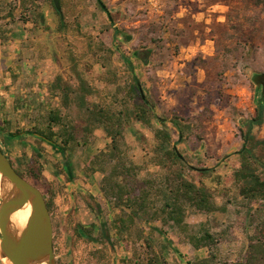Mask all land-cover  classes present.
Returning <instances> with one entry per match:
<instances>
[{"label":"rangeland","instance_id":"374dc122","mask_svg":"<svg viewBox=\"0 0 264 264\" xmlns=\"http://www.w3.org/2000/svg\"><path fill=\"white\" fill-rule=\"evenodd\" d=\"M62 3V17L67 23V27L62 31L57 30L59 23V15L56 13L49 0H29L26 4L29 10L22 12L21 7L14 0H0L3 8L0 9V16L7 14L11 7V12L16 18L15 21H7L6 24H1V29L7 30L10 23L15 24L19 21H28L29 27L33 34V39L40 42L46 41V49L51 52H58L63 56L60 64L65 68L72 65L70 72L63 71L64 77L70 80L71 83L78 82L81 78L89 83V79L93 76L94 66L98 62L105 65V72L109 74L111 80L115 81V86L122 79L118 77V72H122L119 60L125 52H133L138 50L139 35L143 34L139 29L141 25L148 26L150 23H155L147 19V15L154 13L143 4H135L130 0H100L105 5L106 10L112 12L116 18L115 28L110 25L109 17L104 12L98 0H60ZM6 4V5H5ZM125 4L126 21H123L121 12L118 11L120 6ZM239 6L245 5L250 7L249 10H243L242 7L236 9L232 14L231 26L238 32L239 35L247 39L244 44L248 47L246 55L237 58L236 65L239 66V71L242 75L238 79L243 80L244 84L250 89L252 94V111L242 110L239 115L243 116L242 120L235 124L237 135L241 140L240 147L243 145V134L246 131L245 121L254 116L255 104L260 97V91L256 90L255 83L251 76L253 73L264 72V6H255L248 0H239ZM5 19V18H4ZM138 21L135 25L134 22ZM23 22V23H24ZM233 33V34H235ZM124 36L126 44H124ZM137 36L135 40L133 38ZM45 38V40H44ZM132 40V41H131ZM243 45V43H240ZM126 46V50H125ZM221 50L226 51L228 48L236 51L240 46L235 45L234 41L220 43ZM227 48V49H226ZM240 54V52H237ZM73 68L75 72L73 71ZM120 68V70H119ZM124 71H128L127 68ZM78 73V75H77ZM128 74V73H126ZM130 77V75L128 74ZM97 77V76H96ZM95 77V78H96ZM123 77V76H122ZM131 78V77H130ZM129 78V79H130ZM54 79V78H53ZM121 81V80H120ZM99 80L94 85H98ZM121 86V85H119ZM117 87V86H116ZM90 101L105 102L98 94L88 96ZM116 100V99H115ZM187 104V103H185ZM76 111V110H75ZM187 112V111H186ZM246 113V115H245ZM174 110L167 117L171 120H176L180 125L188 124L189 128L192 124L195 126V121H192L191 115H181ZM164 116V115H163ZM159 123L153 119V128H146L139 122L133 121L125 128V142L127 144L126 153L131 162L143 166L136 176V182L140 183L146 179H151L160 184L168 172L180 171L190 181L198 186H204L210 192L212 201L217 206H224L225 210L215 211L210 214H203L194 210L193 207L187 206L185 221L192 230L198 232L202 228L208 229L210 232L219 237V253L222 259L238 260L243 259L246 254L248 236L251 235L264 218V201L250 202L241 194V188L244 185V180L241 179L239 172L240 165L236 152L230 154H197L190 153L179 149L180 155L185 161L182 167L180 164L173 163L166 159V166L157 165L152 162L155 154L156 140L153 136V129ZM169 127V128H168ZM166 128L173 135V142H177L178 133L173 124L167 125ZM97 131V130H96ZM100 135L94 134V140L87 147H77L72 153V162L74 165L79 162L84 163L87 155H92L100 150L106 149V138L101 128H98ZM254 140L264 139V123L253 126L251 130ZM14 141L16 146H29L31 143L22 141ZM191 143V139L184 140ZM25 142V143H22ZM0 145L4 151H7L2 141ZM48 150L42 157L44 166L43 179L52 171L58 172L55 163L58 160L51 147L44 143ZM27 149V148H26ZM25 150V148H24ZM9 152V151H8ZM21 154L18 152L7 154L11 157L17 167L22 160H28L30 152ZM76 163V164H75ZM80 164L78 165V167ZM251 167L255 171V175L264 178V146H256L253 150L251 159ZM20 168V167H19ZM24 168V167H22ZM199 168H207V172L200 174L196 170ZM96 176H102L101 173H96ZM30 182L35 184L41 191H44V186L41 183ZM86 202H90L98 215L91 211ZM74 209V221L82 224L98 223V220L109 221L117 209L113 208L104 198H85V202L77 205ZM62 202L59 203L58 209L54 214L58 228L53 227V250L57 264H97L92 250L98 245L95 242H87L86 239L73 235L71 227L66 226V213L61 209ZM86 211V213L84 212ZM137 224L144 228L146 233L153 236L155 246L162 251L168 262L185 264L187 259L193 260L196 257H204L207 254V249L194 250L187 242L184 234L169 226L161 227L158 221L147 223L142 217L136 219ZM166 230L163 233L161 230ZM130 252L126 251L123 244L120 242L113 248H109L107 252L106 264H123L122 259L129 256ZM0 264H3L0 259Z\"/></svg>","mask_w":264,"mask_h":264},{"label":"trees","instance_id":"16d2710c","mask_svg":"<svg viewBox=\"0 0 264 264\" xmlns=\"http://www.w3.org/2000/svg\"><path fill=\"white\" fill-rule=\"evenodd\" d=\"M29 0H19L22 12H26V4ZM255 6H264V0H248ZM50 4L59 15L57 30L67 27L63 17L55 9L52 0ZM61 2V1H60ZM100 4V3H99ZM62 6V3H61ZM0 16V19L9 17L10 21L16 20L11 12ZM107 13L110 25L115 26L116 18L109 10ZM19 21L22 19L19 17ZM160 23H150L148 26L141 25L139 29L143 34L139 35L138 50H146L150 43L160 46ZM236 51L227 49L226 52H240L241 57L244 45L238 43ZM239 57V58H240ZM60 65V60L56 58ZM236 64V62H235ZM105 68V65H102ZM126 68L132 71L133 65L128 60ZM73 71L75 72L74 68ZM78 75V73H77ZM139 80L135 75H131L127 86L116 87V94L126 89V93L121 98H112L109 102L90 101L88 96L95 94L96 91L91 85L81 78L76 84L71 83L62 74L54 77L50 85L53 96H58L60 106H50L45 116L29 128L33 138L31 152L20 150L21 154H30L28 160H22L17 167L15 161L8 156L11 165L25 179L33 180L44 186L43 197L47 210L51 217L52 226L58 228L54 214L58 209L56 203L57 190L52 181L43 179L44 162L42 157L48 151L43 143H47L52 152L58 156L55 165L58 172L64 174L69 171L71 177L75 169H80L85 176L101 173L100 193L101 196L117 212L109 220H98V223L82 224L74 221L73 209L66 215V226L71 227L73 235L86 239L87 242H95L98 246L92 250L97 264H106L107 252L120 242L130 255L122 259L123 264H177L166 260L162 251L155 246L153 236L146 233L144 228L137 224L136 219L142 217L147 223L158 221L161 227L169 226L184 234L187 242L194 250L207 249L204 257H196L193 260L187 259L185 264H264V218L257 225L254 232L248 236L246 254L243 259L227 260L222 259L219 253V237L208 229L195 232L186 223L187 206L193 207L195 211L210 214L215 211L223 212L225 207L217 206L213 201L210 192L204 186H198L186 178L180 171L168 172L160 184H156L151 179L143 182H136V176L143 169V166L131 162L126 153L127 144L125 142V128L133 121L139 122L146 128H153V119L160 120V116L154 111L155 103L153 100L143 97L140 92ZM76 110V111H75ZM255 114L245 121L246 131L243 134V145L236 152L238 155L240 171L237 175L244 180L241 194L250 202L264 201V178L255 175L251 167L253 150L256 146H264V139L254 140L251 133L253 126L264 123V103L260 96L255 104ZM173 127L178 131L182 138L188 124L180 125L176 120H171ZM166 125H161L153 129V136L156 140L155 154L153 163L166 166V159L180 164L182 167L185 161L175 147L172 133L166 130ZM101 128L108 142L106 149L100 150L95 154L87 155L84 163L74 165L71 153L77 147H87L94 140L95 131ZM23 130V129H22ZM22 130H16L19 133ZM5 132L0 130V140L8 150L19 139L6 137ZM184 140V138H182ZM25 143V142H22ZM30 150V149H27ZM5 152V151H3ZM24 167V168H22ZM207 168H199L197 173H206ZM58 174V173H57ZM71 177H68L70 179ZM87 207L98 215L97 210L90 202H86ZM161 230L166 233V230ZM59 261L57 260V263Z\"/></svg>","mask_w":264,"mask_h":264},{"label":"crops","instance_id":"0c3cea01","mask_svg":"<svg viewBox=\"0 0 264 264\" xmlns=\"http://www.w3.org/2000/svg\"><path fill=\"white\" fill-rule=\"evenodd\" d=\"M14 1L20 7L19 0ZM161 3L159 12L147 15V19L163 25L159 34L161 45L150 43L146 50L121 55L119 65L124 75L118 72L122 79L116 86H127L131 75H135L140 81L142 96L155 103L154 111L160 116V120L154 119L158 120V126L161 122L170 125L171 117L167 116L175 109L178 113L183 112L181 115H191L195 126L191 124L185 129L182 137L191 139V143L178 135L177 150L203 155L236 152L241 140L235 124L242 120L243 116L239 115L242 110L252 111V94L244 81L238 79L242 75L235 64L239 54L221 50L220 43H247L244 36L235 33L230 23L231 13L239 7L243 10L250 7L239 6V0H161ZM118 11L126 21L125 4ZM7 21H10L9 17L0 19V130L6 137L19 139L31 134L27 130L45 116L50 106H60V99L52 95L50 85L56 75L64 76L66 68L70 72L72 65L65 68L59 65L56 58L61 62L63 56L47 50L46 41L40 42L38 38L35 41L28 21L10 23L7 30L1 29V24ZM125 40L124 36V44ZM247 50L244 45L241 57ZM128 60L133 65L131 73L124 71ZM94 71L89 84L100 100L109 102L112 98L124 96L126 89L116 94L115 81L101 64L97 62ZM94 80H99L98 85H94ZM16 130L22 131L18 136L11 135ZM99 133L97 129L95 134ZM29 137L25 140L31 143L29 146L13 144L6 154L12 155L24 148L31 152L33 138ZM67 176L71 177L69 171L64 174L52 171L46 177L53 182L57 190L56 203L62 202L61 209L66 214L84 203L85 198H103L101 177L96 173L85 176L80 169H75L70 179Z\"/></svg>","mask_w":264,"mask_h":264},{"label":"water","instance_id":"95a60500","mask_svg":"<svg viewBox=\"0 0 264 264\" xmlns=\"http://www.w3.org/2000/svg\"><path fill=\"white\" fill-rule=\"evenodd\" d=\"M62 16L60 0H52ZM104 10L105 5L98 0ZM253 73L251 78L264 97V82ZM19 133L11 135L18 136ZM0 145V259L3 264H57L53 250V226L41 190L23 178L11 165L6 152ZM30 205L25 225L17 229L12 225V215Z\"/></svg>","mask_w":264,"mask_h":264},{"label":"bare ground","instance_id":"6f19581e","mask_svg":"<svg viewBox=\"0 0 264 264\" xmlns=\"http://www.w3.org/2000/svg\"><path fill=\"white\" fill-rule=\"evenodd\" d=\"M29 213H30V205L27 204L12 215L11 217L12 225L17 229L22 228L26 223Z\"/></svg>","mask_w":264,"mask_h":264},{"label":"built area","instance_id":"2783aa9c","mask_svg":"<svg viewBox=\"0 0 264 264\" xmlns=\"http://www.w3.org/2000/svg\"><path fill=\"white\" fill-rule=\"evenodd\" d=\"M130 1L141 3L147 6L148 9L153 12H159L162 9L161 0H130Z\"/></svg>","mask_w":264,"mask_h":264},{"label":"flooded vegetation","instance_id":"af4514ba","mask_svg":"<svg viewBox=\"0 0 264 264\" xmlns=\"http://www.w3.org/2000/svg\"><path fill=\"white\" fill-rule=\"evenodd\" d=\"M260 74H264V72H260ZM257 80L258 82L262 83L264 82V76H259L257 77ZM256 88H257V85L255 84ZM259 91L261 92V89H262V85L260 84V87H258ZM263 98V103H264V97ZM255 111V110H254Z\"/></svg>","mask_w":264,"mask_h":264}]
</instances>
